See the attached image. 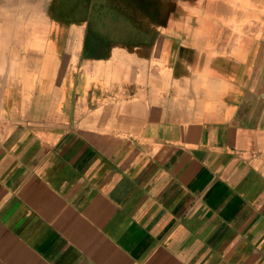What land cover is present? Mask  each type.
I'll return each mask as SVG.
<instances>
[{"label":"crops","instance_id":"crops-1","mask_svg":"<svg viewBox=\"0 0 264 264\" xmlns=\"http://www.w3.org/2000/svg\"><path fill=\"white\" fill-rule=\"evenodd\" d=\"M173 3L0 10V264H264V69Z\"/></svg>","mask_w":264,"mask_h":264},{"label":"rangeland","instance_id":"rangeland-1","mask_svg":"<svg viewBox=\"0 0 264 264\" xmlns=\"http://www.w3.org/2000/svg\"><path fill=\"white\" fill-rule=\"evenodd\" d=\"M49 3L50 0H0V10L6 5L13 21L19 22L27 14L43 15ZM173 5L178 15L182 14L180 9L188 10L187 20L180 21V31L186 34L251 36L256 53L254 67L264 69V0H174ZM0 15L4 12L0 11Z\"/></svg>","mask_w":264,"mask_h":264}]
</instances>
